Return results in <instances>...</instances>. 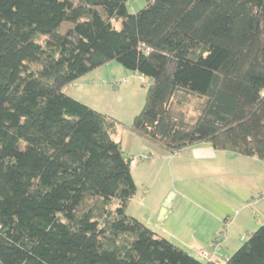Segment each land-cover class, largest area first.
Masks as SVG:
<instances>
[{"label":"trees","instance_id":"trees-1","mask_svg":"<svg viewBox=\"0 0 264 264\" xmlns=\"http://www.w3.org/2000/svg\"><path fill=\"white\" fill-rule=\"evenodd\" d=\"M0 0V264H220L158 237L116 121L63 88L115 61L151 80L131 130L264 161V0ZM224 264H264V223Z\"/></svg>","mask_w":264,"mask_h":264},{"label":"rangeland","instance_id":"rangeland-1","mask_svg":"<svg viewBox=\"0 0 264 264\" xmlns=\"http://www.w3.org/2000/svg\"><path fill=\"white\" fill-rule=\"evenodd\" d=\"M146 4L147 0H129L127 12L135 14ZM150 85V79L111 61L66 85L62 92L116 121L114 139L131 160L136 186L126 214L203 262L194 243L213 252L212 243L227 238L217 249L220 258L212 255L211 259L224 264L264 223V161H258L261 168L249 169L244 161L248 157L213 151L207 144L169 153L135 134L131 127ZM168 199L170 204L161 216Z\"/></svg>","mask_w":264,"mask_h":264},{"label":"crops","instance_id":"crops-1","mask_svg":"<svg viewBox=\"0 0 264 264\" xmlns=\"http://www.w3.org/2000/svg\"><path fill=\"white\" fill-rule=\"evenodd\" d=\"M208 145V144H207ZM210 146V145H209ZM211 147V146H210ZM211 149L213 150V151H216V150H214L212 147H211ZM229 153V152H228ZM238 155V154H237ZM241 156V155H240ZM244 157V156H243ZM237 159V158H236ZM249 159V160H248ZM244 161H245V163L247 164V166H248V168L250 169V168H254V169H257V168H261V164L258 162L259 160H257V159H255V158H246V159H244ZM256 175H258V174H256ZM171 201V200H170ZM170 204V203H169ZM166 213V212H165ZM225 240H227V238H225L224 239V241ZM224 241H222V239H217L216 241H214V243H212V245L210 246V250H213V252L211 251V253H212V255H214V259H216V258H220L219 256V250H217L219 247H220V244H221V242H224ZM215 242H217L218 243V246H216L215 247ZM193 247L197 250V251H199V250H202L201 249V246L198 244V243H194V245H193ZM217 250V251H216ZM212 259V258H211ZM217 263H218V261H217Z\"/></svg>","mask_w":264,"mask_h":264},{"label":"built area","instance_id":"built-area-1","mask_svg":"<svg viewBox=\"0 0 264 264\" xmlns=\"http://www.w3.org/2000/svg\"><path fill=\"white\" fill-rule=\"evenodd\" d=\"M215 247L218 246V243L215 242ZM198 257L202 258V259H205V260H211L212 258V253L211 252H206V251H203V250H199L198 251Z\"/></svg>","mask_w":264,"mask_h":264},{"label":"water","instance_id":"water-1","mask_svg":"<svg viewBox=\"0 0 264 264\" xmlns=\"http://www.w3.org/2000/svg\"><path fill=\"white\" fill-rule=\"evenodd\" d=\"M169 203H170V200L168 199L162 205L161 216H163V214H165V212H166V210H167V208L169 206Z\"/></svg>","mask_w":264,"mask_h":264}]
</instances>
